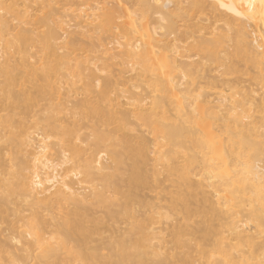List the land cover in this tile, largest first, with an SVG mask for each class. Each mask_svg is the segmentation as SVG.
<instances>
[{"label":"bare ground","instance_id":"6f19581e","mask_svg":"<svg viewBox=\"0 0 264 264\" xmlns=\"http://www.w3.org/2000/svg\"><path fill=\"white\" fill-rule=\"evenodd\" d=\"M264 0H0V264H261Z\"/></svg>","mask_w":264,"mask_h":264},{"label":"snow or ice","instance_id":"6c2138e0","mask_svg":"<svg viewBox=\"0 0 264 264\" xmlns=\"http://www.w3.org/2000/svg\"><path fill=\"white\" fill-rule=\"evenodd\" d=\"M261 264H264V259L261 260Z\"/></svg>","mask_w":264,"mask_h":264}]
</instances>
